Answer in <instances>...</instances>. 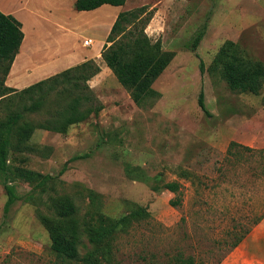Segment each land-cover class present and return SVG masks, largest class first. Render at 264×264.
Segmentation results:
<instances>
[{"label":"rangeland","instance_id":"1","mask_svg":"<svg viewBox=\"0 0 264 264\" xmlns=\"http://www.w3.org/2000/svg\"><path fill=\"white\" fill-rule=\"evenodd\" d=\"M32 1L44 10V23H32L51 32L50 44L59 41L70 1ZM143 7L147 35L174 54L153 85L158 97L138 106L100 59L103 69L89 82L103 105L97 116L67 131L41 128L70 100L55 93L39 111L26 113L38 128L21 148L13 140L8 163L54 182L40 196L16 174L11 183L18 199L6 214L0 176V264H175L178 256L221 264L264 218V89L260 95L232 91L214 70L227 41L264 64V0H128L125 10ZM57 21L59 31L48 28ZM104 37V30L88 27L84 38L95 43L87 50L96 51ZM24 104L30 101L20 94L0 99V121L23 112ZM233 142L238 146L229 153ZM170 182L181 184L179 194L164 189ZM59 195L74 199L81 221L95 210L112 218L137 207L146 213L100 247L83 234L79 256L71 258V223L46 205Z\"/></svg>","mask_w":264,"mask_h":264},{"label":"trees","instance_id":"2","mask_svg":"<svg viewBox=\"0 0 264 264\" xmlns=\"http://www.w3.org/2000/svg\"><path fill=\"white\" fill-rule=\"evenodd\" d=\"M127 1L77 0L75 8L78 12H89L104 5L123 7ZM144 13H146L145 7L121 12L101 51L102 60L119 84L130 92L138 106H145L150 100L158 97L159 93L153 85L174 58L173 53L163 51L160 41L154 43L147 35L146 28L150 20L148 19L145 23L141 21L140 15ZM24 38L22 23L14 16L0 11V99L12 94H20L24 100L30 101V104L23 105V112H12L5 120L0 121V176L4 179L8 196L4 209L6 214L18 199L11 183L15 180L16 174L39 190L40 196L46 192L49 182L51 184L54 182L49 175H42L29 169L17 171L8 163L12 148H15L13 140L16 139L19 145L17 148H21L38 128L26 119V113L39 111L53 93L59 99H70L66 105L53 112L44 125H41V128L49 127L56 128L57 131H67L69 127L81 124L93 115L97 116L103 109L99 98L89 85V82L102 71L95 60H88L22 91L7 87V77L20 52ZM202 38L203 32L195 38L194 48L198 46ZM214 70L219 72L232 91L260 95L264 89V64L249 58L240 45L232 41H227L220 49L214 63ZM201 72H205L203 63H201ZM199 104L202 110L208 113L203 93L200 94ZM235 146L238 144L231 143L228 152L230 153ZM184 176L189 175L187 173ZM180 188L179 182L166 183L164 186L165 190L175 194H179ZM46 205L61 220L71 223L69 249L71 258L79 256L78 250L82 245L83 234H86L92 245L100 247L104 241H111L116 233L126 231L134 218L146 213L145 209L137 207L133 208L129 215L112 218L100 210H95L90 219L85 218L81 221L78 206L70 196L49 197ZM175 264H197V261L193 257L178 256Z\"/></svg>","mask_w":264,"mask_h":264},{"label":"crops","instance_id":"3","mask_svg":"<svg viewBox=\"0 0 264 264\" xmlns=\"http://www.w3.org/2000/svg\"><path fill=\"white\" fill-rule=\"evenodd\" d=\"M69 1L72 9L70 15L67 14L64 18V24L60 28L62 37L59 41L50 44L48 42L50 34L46 32H51L46 31L47 28L44 25L39 30L32 23L33 18L41 19L44 23L43 18L39 16L44 12L43 8H36L32 0H0V11L19 20L25 34L20 52L7 77V87L22 91L88 60H95L100 65L103 46L118 15L126 11L125 6L104 5L94 11L78 12L75 8L77 0ZM72 18L75 20L70 22ZM77 19L83 20L82 25L76 22ZM57 23L59 22L48 28L55 27L59 31ZM88 27L105 31L104 40L100 42L96 51L87 50L95 43L93 39L84 38V32ZM44 38L46 41L43 40ZM73 38L75 41L78 40L77 43L72 42ZM86 40H91L92 44L85 46ZM42 41L51 47L48 50L45 49L41 45ZM100 67L103 69L101 65ZM221 264H264V218L252 228L237 247L229 252Z\"/></svg>","mask_w":264,"mask_h":264},{"label":"built area","instance_id":"4","mask_svg":"<svg viewBox=\"0 0 264 264\" xmlns=\"http://www.w3.org/2000/svg\"><path fill=\"white\" fill-rule=\"evenodd\" d=\"M90 43H91V40H86V41H84V45H85V46H89Z\"/></svg>","mask_w":264,"mask_h":264}]
</instances>
